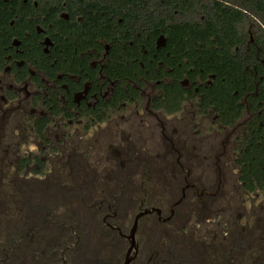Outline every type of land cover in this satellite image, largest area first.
<instances>
[{
    "label": "flooded vegetation",
    "instance_id": "1",
    "mask_svg": "<svg viewBox=\"0 0 264 264\" xmlns=\"http://www.w3.org/2000/svg\"><path fill=\"white\" fill-rule=\"evenodd\" d=\"M229 2L0 0V264H264V13Z\"/></svg>",
    "mask_w": 264,
    "mask_h": 264
},
{
    "label": "trees",
    "instance_id": "2",
    "mask_svg": "<svg viewBox=\"0 0 264 264\" xmlns=\"http://www.w3.org/2000/svg\"><path fill=\"white\" fill-rule=\"evenodd\" d=\"M231 3V4H230ZM229 6H228V10L229 13L234 17L237 18L239 20L244 19V17L247 18V16L243 15V9L246 8V11L249 13V17H253L256 15L257 13V9L260 10V8H262V12L264 13V0H242V2H238V0H230L229 2ZM238 5V6H237ZM207 5H204V9L206 8ZM236 7H244L242 8V11L237 9ZM235 8V9H234ZM222 11V10H220ZM190 33V31H187ZM199 32H201V29L199 28ZM263 33L260 34L261 36L259 38H262L261 41L263 43L264 46V31H262Z\"/></svg>",
    "mask_w": 264,
    "mask_h": 264
}]
</instances>
